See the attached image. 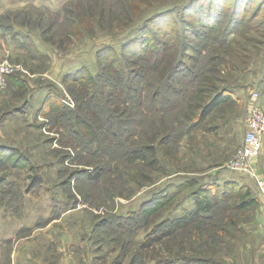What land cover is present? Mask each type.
I'll list each match as a JSON object with an SVG mask.
<instances>
[{
	"label": "rangeland",
	"instance_id": "obj_1",
	"mask_svg": "<svg viewBox=\"0 0 264 264\" xmlns=\"http://www.w3.org/2000/svg\"><path fill=\"white\" fill-rule=\"evenodd\" d=\"M146 1L150 5L132 10L130 22L126 23L125 18L112 17L124 0H0V23L16 25L11 34L4 36L0 32V60H7L13 68L11 75L24 79L29 87L25 93L11 90L5 79L0 91V145L16 148L32 167L27 171L7 163L0 165V177L6 179L0 183V229L4 227L3 232L12 234L22 222L34 227L40 223L38 220L50 219L72 206L80 208L77 216L66 219L81 221L78 235L87 264H182L179 258H202L211 264H264V226L259 224L263 215H258V206L237 208L240 203L237 199L228 205L224 202L215 206L212 217L209 219L208 213L205 223L177 228L152 246L139 247L156 224L194 208L191 195L200 183L146 217L143 209L149 208L153 199H161L162 190L172 183L196 178L212 181L206 172H224V166L243 145L251 107L261 106L257 100L264 92V0H212L211 8L205 9L206 17L221 7L227 14L235 12L234 7L241 5L247 10L245 19L230 35L228 43L216 44L212 39L204 47V42L199 43L196 52H187L189 55L183 58L185 64L176 77L178 89L185 94L188 87L196 85L195 75L202 78L190 101L181 103L177 109L176 98L166 86L159 84L160 89L152 86L161 82L168 66L161 64L153 72L151 47L145 52L147 56L126 61L125 70L117 67L107 70L96 58L97 51L107 45L116 44L121 49L125 41L138 36L136 31L155 14L174 10L179 17L188 2ZM85 4L98 16L110 15L111 22L101 24L98 16L83 22L80 15ZM189 22L199 27L195 17ZM169 31L174 33L172 29ZM26 32L49 53L50 61L31 58L21 42ZM161 35L164 40L169 37ZM59 41L64 42L63 48L55 45ZM180 54L178 49L175 59L181 58ZM81 66L96 77L94 93L98 92L111 108L116 126L112 127L106 118L99 122L98 117L103 114L95 105L97 97L89 100L91 92L85 93L86 87L74 86L72 82L63 84L65 73ZM251 82L256 85L246 92L236 95L235 89L232 90L231 101L216 108L199 127L187 132L181 124V120L189 121L199 113L200 105L196 109L193 105L199 100L207 101L205 97L211 96V90L244 83L249 86ZM50 83L57 87L51 89L55 97L74 110L71 119L80 115L95 136L84 126L72 125L78 135L76 140L69 141L64 125L71 123L70 117L61 119L53 112L45 113L48 90L43 85ZM151 93L158 96L156 102H151ZM133 95H139L143 101H135ZM150 109L157 112L150 113ZM148 146L151 151L146 153L145 161L126 160L125 152ZM257 160L258 157L253 167L264 181ZM97 171L102 177L93 184L85 175ZM35 177L41 183L27 192ZM118 214H131L132 236L114 232Z\"/></svg>",
	"mask_w": 264,
	"mask_h": 264
},
{
	"label": "trees",
	"instance_id": "obj_2",
	"mask_svg": "<svg viewBox=\"0 0 264 264\" xmlns=\"http://www.w3.org/2000/svg\"><path fill=\"white\" fill-rule=\"evenodd\" d=\"M135 1V0H133ZM125 3H122L120 8L116 13H112V17L114 20H120L125 18L126 23L130 22V17L132 16V10H138L141 5H150V3L146 0H136V2L131 3L130 0H124ZM212 0H188V2L181 8L179 17L174 15V10H166L162 13H158L153 15V17H149L144 21V25L136 31L138 36H134L131 39L125 41L121 49L116 48V44L107 45L103 48H100L96 53V58L98 61H101L105 64L107 70L111 68L117 67L120 70H125L124 63L126 61H130L131 59H141L144 56H147L145 52L152 48V53L154 54V60H151V65L153 72L158 69L161 64H166L168 66L166 73L160 79L161 82L158 84H152V86L159 88V84L161 86H166V89L174 94L176 98V104L174 107L177 109L181 103H188L192 94L196 91L198 86V81L201 80V75L194 77L193 81L196 82V85L193 87H188L186 89V93L183 94L180 89H178V84L176 82V77L180 73V69L185 64L182 60L185 56H188L189 53L196 52L198 50V44L203 43V47L207 46L213 39V41L218 44L220 41H228V38L231 34L234 33L237 28H239L242 21H244L245 13L247 10H244L241 5L234 7V11L232 13H225L223 8L221 7L214 15H212L211 11L208 17H206L205 9L211 8ZM139 4V5H134ZM241 4V1L239 2ZM1 11V6H0ZM52 12L51 10H48ZM2 16V15H1ZM0 16V17H1ZM98 15L94 13V9L89 5L85 4V8L80 15V17L84 20L83 22H90L91 19H96ZM191 17H195L196 23L199 27L194 26V24L190 23L189 20ZM101 24L106 22H111V17L109 16H98ZM15 23H11V25H4L0 23V32L4 36L11 34L12 27H16L13 25ZM10 26V27H9ZM187 28V31L186 29ZM170 29L174 31V33H170ZM201 30H204L200 32ZM28 32V31H27ZM26 32V37L21 39L22 47L27 50V52L32 56L31 58L36 61H50L51 57L48 52H44L37 44V42L31 38V34ZM200 32V33H199ZM168 35L169 37L166 40L162 39L161 35ZM217 36V37H215ZM215 37V38H213ZM51 42V39H49ZM196 43V45H192ZM195 42V43H194ZM63 41L57 42L55 45L59 48H63ZM167 44V45H166ZM180 50V57L176 56L175 53L177 50ZM202 49V48H201ZM169 50V51H167ZM164 52V54H163ZM201 52V51H199ZM158 54V56H157ZM163 55V56H162ZM158 58V59H157ZM209 62L206 64V68ZM111 74V71H108ZM119 77V74L118 76ZM201 77V78H200ZM8 87L11 90H18L23 93L28 91V84L26 81L17 75H9L8 76ZM63 84L67 82H72L74 86H84L85 93H90L88 97L89 100H93L94 97H97V102L95 105L97 106L99 113L103 114V117L99 116L98 120L101 122L104 118L111 122V126L114 127L117 124L116 117L112 114L111 108L103 101L98 92H95V83H98L96 77L89 71L86 66H81L80 68L72 71H67L65 73L63 79ZM138 84V81L136 82ZM112 87L111 84L108 83L107 86ZM47 87V102L45 104V113L53 112L57 114L61 119L64 116H69L72 114V111L66 107L62 101L55 97V91L51 89L57 88L55 84L50 83L49 85H43V87ZM49 88V89H48ZM97 89V87H96ZM234 90V86H229V88L224 89H214L211 90V96L205 97L207 101L199 100V103L194 104L193 108H197L199 105L201 110L199 113L189 121L183 122L180 121L181 124L186 126L187 132H190L192 129L197 128L201 125V122L216 108L222 105L225 102L231 101V93ZM52 93V94H51ZM152 96L151 102H156L158 96L155 93L150 94ZM135 101H143V98L140 99L139 95H133ZM149 96V95H148ZM147 96V99H148ZM45 98V99H46ZM146 109V104L143 108V112ZM79 110V107H78ZM166 110L164 109L162 112L164 113ZM150 113H155L157 111H151ZM71 123H66L64 125V131L68 137L69 141L76 140L75 130L72 129V125L76 126H84L88 132L95 136V133L91 132L90 125L85 122L84 119L80 115L77 114L74 120L71 119ZM130 123H133L130 121ZM101 124V123H100ZM101 126V125H100ZM79 145H77L78 147ZM151 151L150 147H142L136 149L134 152L127 151L125 152L126 160H146V153ZM7 163L12 168L16 169H24L27 171H31L32 167L28 164V160L17 151L14 147H8L7 145H0V165ZM85 177L88 178V181L96 184L97 181L102 177L101 172L97 171L96 174L87 173ZM6 179L4 177H0V183H4ZM41 183V180L38 177L32 179L31 184L27 187V192L35 189V186H38ZM198 184L197 179L189 180L187 182H183L180 184L168 185L166 189L162 190L163 197L155 198L151 201L152 205L149 208H144L143 212L146 217L153 214L156 210L163 208L168 205L171 201H173L178 195L188 190L189 187H196ZM37 190V189H36ZM192 198L194 202L193 209H185L184 214L180 217H177L172 220H166L156 224L153 229L148 232L141 243H139V247H149L152 246L153 243L157 242L163 237H166L174 232L177 228H184L188 226H194L198 223H205L208 219V213L211 214L209 219L212 217V209L216 206L218 207L221 203L226 202L231 203L234 199L240 200V203L237 204V208L239 209H248L254 208L259 205V201L257 198L252 197L250 189L248 187L239 186L236 183H228L225 187H221L216 184L207 185L205 187H199L197 190L193 191ZM154 203V205H153ZM228 207V206H226ZM75 208L72 206L65 207L61 212H57L56 216L50 219L60 218L63 211ZM120 217H117L116 229L114 228V232H121L123 235L127 232L130 236H132V231L129 228L132 226L131 214H118ZM48 219H45V222ZM113 224V225H114ZM113 229V227H112ZM182 261V264H211L208 260L202 258H189L183 259L179 258ZM167 264V262H165Z\"/></svg>",
	"mask_w": 264,
	"mask_h": 264
},
{
	"label": "crops",
	"instance_id": "obj_3",
	"mask_svg": "<svg viewBox=\"0 0 264 264\" xmlns=\"http://www.w3.org/2000/svg\"><path fill=\"white\" fill-rule=\"evenodd\" d=\"M244 84L234 86L236 95L246 92L256 85L252 82L250 85L248 84L249 86ZM263 94L260 100H257V104L264 108ZM242 134L243 131L240 139ZM262 142L263 147L257 165L264 178V135L262 136ZM206 169L209 168L206 167ZM212 171L206 172L210 175L209 178L212 180L210 182L196 178L197 182L200 183V187L212 184L225 187L228 183L248 187L252 197L257 198L259 201L258 215L259 213L263 215L260 222L257 215V222L264 226V203L255 179L247 174L228 169H225L224 172L217 171V173H211ZM79 209L65 210L60 218L48 219L46 222L45 219L38 220L37 222L40 223L34 227L22 222V224L16 226L15 232L12 234L3 232L4 227L0 229V264H87L84 249H81L83 247L82 238L78 235L81 221L79 219L73 220V218L66 219L70 215L77 216L76 211ZM16 221H14V224ZM53 225H62L63 228L56 230Z\"/></svg>",
	"mask_w": 264,
	"mask_h": 264
},
{
	"label": "built area",
	"instance_id": "obj_4",
	"mask_svg": "<svg viewBox=\"0 0 264 264\" xmlns=\"http://www.w3.org/2000/svg\"><path fill=\"white\" fill-rule=\"evenodd\" d=\"M13 68L7 63V60H0V91L3 88L5 79L11 75ZM254 97H258L257 92H253ZM246 120V131L243 145L238 148L235 154L230 158L224 168L232 171H238L253 177L259 188V192L264 203V181L261 180L253 167V162L262 150V136L264 135V108L261 106H252Z\"/></svg>",
	"mask_w": 264,
	"mask_h": 264
}]
</instances>
